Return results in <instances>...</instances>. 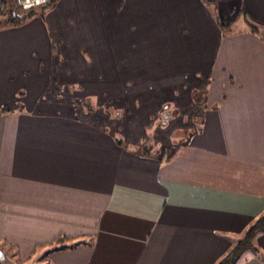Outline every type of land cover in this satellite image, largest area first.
Wrapping results in <instances>:
<instances>
[{
    "label": "crops",
    "instance_id": "0c3cea01",
    "mask_svg": "<svg viewBox=\"0 0 264 264\" xmlns=\"http://www.w3.org/2000/svg\"><path fill=\"white\" fill-rule=\"evenodd\" d=\"M35 12L0 27V246L27 264H215L264 210V39L246 25L264 28V0ZM61 235L78 245L44 257ZM255 244L236 264H264Z\"/></svg>",
    "mask_w": 264,
    "mask_h": 264
},
{
    "label": "trees",
    "instance_id": "16d2710c",
    "mask_svg": "<svg viewBox=\"0 0 264 264\" xmlns=\"http://www.w3.org/2000/svg\"><path fill=\"white\" fill-rule=\"evenodd\" d=\"M44 6V5H42ZM40 14H43L42 11ZM35 8H30L23 10L14 6L13 4L9 5L6 3H0V27L8 26V25H18L21 24L32 17L36 16ZM246 25L248 31L259 36L264 39V28L258 26L257 24L246 19ZM223 27H228L222 24ZM6 111L5 107L0 108V112ZM116 139L118 142L121 141V136L119 134L116 135ZM144 153L153 152L154 146L151 144H145L142 147ZM172 153L170 150L169 155ZM164 154V153H163ZM162 154V155H163ZM264 233V210L262 213L256 217L248 227L242 232L240 237L234 242L231 248L215 263V264H236L240 259V256L243 252L247 250H252L255 254L261 255L259 248L255 244V238L258 234ZM66 236H59L58 238L53 239L50 243H59L58 245H54L50 250L44 254L46 257L47 253L53 250H65L71 249L78 245V241L75 243L65 244L64 240H67ZM0 248L5 253V258L0 261V264H21L19 258L14 259L13 255L3 247ZM264 260V258H262Z\"/></svg>",
    "mask_w": 264,
    "mask_h": 264
},
{
    "label": "rangeland",
    "instance_id": "374dc122",
    "mask_svg": "<svg viewBox=\"0 0 264 264\" xmlns=\"http://www.w3.org/2000/svg\"><path fill=\"white\" fill-rule=\"evenodd\" d=\"M82 55L83 56H85L86 57V54L82 51ZM102 67H105V66H102ZM104 69V68H103ZM106 77V79L107 80H109L110 79V77L109 76H105ZM106 79L105 80H102V82H101V84L99 85V88H100V90L101 91H103L104 90V85H106V84H108V82H105L106 81ZM111 80V79H110ZM112 86L114 85V84H116V82L114 83L112 80H111V82H109ZM111 91H114V89H111ZM124 88L122 87V86H120V84H118L117 83V93H121V94H124ZM109 113V112H108ZM114 114V113H113ZM154 129L155 128H149V129H146V136L147 137H151L152 136V134L154 133ZM176 131V130H175ZM173 132L171 135H170V137H169V140H170V145L172 146L173 144H176L177 142H179V141H181V140H183V138L184 137H186V133H188V130L186 129V130H178V131H176V132ZM170 146V147H171ZM160 148H161V146H159V145H156L155 147H154V149H153V153H157V154H159V155H161V152H162V150H160ZM168 149H171V148H169L168 147ZM165 150H166V148H165ZM54 245H56V243L54 244ZM57 245H58V243H57ZM10 253V252H9ZM14 257H16V255H13ZM242 256V255H241ZM245 256H246V254H245ZM43 258V257H42ZM41 260H39V262H40ZM20 262H21V264H27V263H25V262H23V260L21 259L20 260ZM36 264H38V262H36Z\"/></svg>",
    "mask_w": 264,
    "mask_h": 264
},
{
    "label": "built area",
    "instance_id": "2783aa9c",
    "mask_svg": "<svg viewBox=\"0 0 264 264\" xmlns=\"http://www.w3.org/2000/svg\"><path fill=\"white\" fill-rule=\"evenodd\" d=\"M47 1L48 0H13V3L16 7L26 10L45 5Z\"/></svg>",
    "mask_w": 264,
    "mask_h": 264
},
{
    "label": "water",
    "instance_id": "95a60500",
    "mask_svg": "<svg viewBox=\"0 0 264 264\" xmlns=\"http://www.w3.org/2000/svg\"><path fill=\"white\" fill-rule=\"evenodd\" d=\"M5 258V253L3 252V250L0 248V261L3 260Z\"/></svg>",
    "mask_w": 264,
    "mask_h": 264
}]
</instances>
